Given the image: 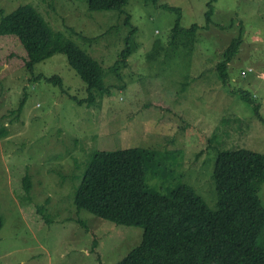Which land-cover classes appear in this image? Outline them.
Wrapping results in <instances>:
<instances>
[{"label": "rangeland", "instance_id": "rangeland-1", "mask_svg": "<svg viewBox=\"0 0 264 264\" xmlns=\"http://www.w3.org/2000/svg\"><path fill=\"white\" fill-rule=\"evenodd\" d=\"M209 1L213 22L204 28ZM30 2L56 29L70 25L92 37L89 43L70 35L104 66L116 59L122 44L117 50L113 44L120 28L128 31L123 24L119 28V12H89L87 0L79 6L71 0H0V7L9 13ZM162 4L181 8L182 45L171 57L150 61L147 52L157 40L168 45L177 18ZM125 10L137 27L135 49L123 81L110 79L125 88L90 107L69 96L84 98L87 92L65 54L37 63L34 71L61 76L66 92L44 79L29 81L24 48L0 37V132L5 131L0 135V264H115L140 243L143 228L77 212L73 205L77 176L95 149L139 147L145 154L142 186L151 188V195L172 196L181 183H189L213 209L218 151L264 153V122L237 93L253 94L264 116V0H130ZM193 25L199 27L190 31ZM239 33L242 43L224 83L217 65ZM24 98L17 115L13 111ZM25 173L31 180L28 193L22 187ZM259 196L264 204V183ZM41 205L52 222L43 220Z\"/></svg>", "mask_w": 264, "mask_h": 264}, {"label": "trees", "instance_id": "trees-1", "mask_svg": "<svg viewBox=\"0 0 264 264\" xmlns=\"http://www.w3.org/2000/svg\"><path fill=\"white\" fill-rule=\"evenodd\" d=\"M71 1L76 6L83 3L82 0L81 3ZM129 1L86 2L89 12H119L123 22L119 28L122 24L128 28L126 34L120 28L119 42L113 46L115 49L122 44V47L115 49L117 57L107 66L74 42L70 35H78L79 40L89 43H92V37L83 36L74 27L65 25L67 23H64L65 28L56 29L53 22L31 2L22 3L9 13L0 7V37L7 36L24 48V66L32 73L29 81L44 79L59 85L64 92L67 89L61 76L47 77L43 73L35 74L34 70L37 63L54 54H65L69 65L85 83L87 92L84 98L69 96L90 107L96 104L97 98L102 99L117 87L125 88V84L116 86L110 79L116 83L123 81L126 77L124 71L130 68L129 56L135 49L132 41L137 27L132 24L131 14L125 10ZM161 7L176 12L177 18L168 45L157 40L152 50L147 52L150 61H156L162 55L169 58L182 45L181 8L169 4ZM213 15L214 6L209 1L204 28L210 27ZM198 27L193 25L189 30L195 31ZM240 33L232 38L224 51V58L217 65L218 76L224 83L229 75V62L242 43ZM237 93L254 115L264 122L257 98L247 90ZM24 103L25 98L13 112L19 115ZM3 133L4 130L0 135ZM144 158L145 154L139 147L95 149L86 159L81 175L77 176L80 182L72 191L77 212L86 210L117 225L143 228L140 243L115 264H264V204L259 196L260 186L264 183V153L247 148L218 151L212 175L217 192L216 209L211 208L189 183H181L172 196L151 195V188L146 190L147 187L142 186ZM23 179V190L28 193L31 190L29 173H25ZM39 212L45 222L53 221L52 216L45 213L44 205L39 207ZM77 221L88 229L84 221ZM2 227L0 213V230Z\"/></svg>", "mask_w": 264, "mask_h": 264}]
</instances>
